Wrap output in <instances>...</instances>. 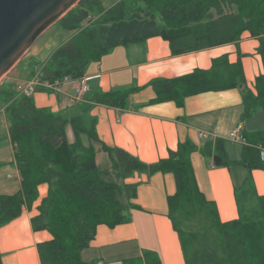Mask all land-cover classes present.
I'll return each instance as SVG.
<instances>
[{
    "label": "trees",
    "instance_id": "obj_1",
    "mask_svg": "<svg viewBox=\"0 0 264 264\" xmlns=\"http://www.w3.org/2000/svg\"><path fill=\"white\" fill-rule=\"evenodd\" d=\"M77 33L59 45L42 68L48 82L78 81L91 61L110 49L162 36L172 53L181 54L239 40L244 33L259 39L263 71L254 86L247 84L241 57L231 62L227 55L213 59L207 69L151 82L156 97L152 102L183 101L191 94L240 87L243 119L264 108V0H118L105 6L103 0H80L57 22ZM48 89L44 87H39ZM140 87L96 93V103L125 107L130 94ZM9 119V133L20 170L18 191L0 194V226L32 209L46 194L32 217L35 229L46 228L51 238L38 244L42 264H86L81 250L90 245L97 226L125 222L130 199L138 183L107 180L96 162L93 141H100L97 117L88 116L84 105L69 114L36 105L34 98L17 93L12 85L0 91ZM264 110V109H263ZM73 132L68 136L67 127ZM112 158V169L126 179L136 171L152 174L172 172L177 189L169 196V215L177 231L186 264H264V195L246 188L238 193L239 216L223 221L213 201L200 190L191 154L197 146L187 140L159 160L147 163L128 150L102 143ZM264 130L246 132L242 155L232 160L223 140L206 141L201 151L207 157L219 155L223 165L264 169ZM247 187L252 181H246ZM238 191V190H237ZM254 191V189H253ZM127 199V202L124 200ZM123 264H162L159 254L145 249L142 255L125 258ZM0 264H2L0 252Z\"/></svg>",
    "mask_w": 264,
    "mask_h": 264
},
{
    "label": "crops",
    "instance_id": "obj_2",
    "mask_svg": "<svg viewBox=\"0 0 264 264\" xmlns=\"http://www.w3.org/2000/svg\"><path fill=\"white\" fill-rule=\"evenodd\" d=\"M76 33L77 29L55 23L26 51L20 68L16 69L15 65L0 82L12 85L17 93H24L28 81L36 76L41 78L42 68L52 52ZM258 46L259 39L246 32L237 41L174 54L167 39L152 36L116 46L101 59L91 61L84 75L88 78L89 90L81 99H71L78 81L69 80L52 89L35 87L30 95L39 107L70 114L75 107L84 105L88 116L97 117L100 141H93L96 162L101 170L107 171L103 177L112 181L118 176L112 169L111 155L102 148V143L122 147L142 161L152 163L167 157L180 142H193L197 149L192 152L191 160L198 186L216 204L220 219L231 220L239 216L238 193L243 192L244 185V190L252 187L251 195L254 192L264 195V169L216 165L215 155L207 157L201 147L206 141L220 139L230 159L241 158L243 143L231 139L229 134L239 124L243 125L245 136L246 132L254 131L248 129L247 120L242 116L241 88L203 91L186 96L181 102H152L156 92L151 82L177 77L196 68H210L214 58L227 55L231 62L241 57L247 84L253 87L256 76L263 71ZM252 54L254 57L250 59ZM130 87L140 88L130 94L123 108L91 99L96 93ZM70 132L68 136L73 139L72 129ZM202 132H207L209 137H202ZM248 180L252 181L250 187H247ZM124 182L138 183L137 195L130 199L135 206L129 208L125 222L115 226L99 224L90 245L81 250L82 259L86 264H123V259L151 249L159 254L162 264H186L179 235L169 215L168 198L177 189L175 175L136 171L123 179ZM20 187L21 175L9 133V119L0 99V194L14 193ZM46 191L47 184H42L40 198ZM40 198L32 209L25 207L21 215L0 226L2 264H42L38 244L50 239L51 233L46 228L35 229L32 223Z\"/></svg>",
    "mask_w": 264,
    "mask_h": 264
},
{
    "label": "water",
    "instance_id": "obj_3",
    "mask_svg": "<svg viewBox=\"0 0 264 264\" xmlns=\"http://www.w3.org/2000/svg\"><path fill=\"white\" fill-rule=\"evenodd\" d=\"M80 0H0V79ZM216 165L222 157L214 156Z\"/></svg>",
    "mask_w": 264,
    "mask_h": 264
},
{
    "label": "built area",
    "instance_id": "obj_4",
    "mask_svg": "<svg viewBox=\"0 0 264 264\" xmlns=\"http://www.w3.org/2000/svg\"><path fill=\"white\" fill-rule=\"evenodd\" d=\"M59 83L60 82H58V81L55 83L44 81L40 77L36 76V77L32 78L30 81H28V83L25 86L24 93L27 95L32 94V92L35 90V87H44V88H48V89L49 88H51V89L56 88ZM88 90H89L88 78L82 77L81 79L78 80V83L75 87V92L73 95H71V99H73V100L81 99L88 92ZM242 130H243V125L242 124L237 125V127H235L230 132L229 137L233 140L245 143L246 142V136L242 132ZM201 135L204 138L209 137L207 132H202ZM260 154H261V157L264 158V148L260 149Z\"/></svg>",
    "mask_w": 264,
    "mask_h": 264
},
{
    "label": "rangeland",
    "instance_id": "obj_5",
    "mask_svg": "<svg viewBox=\"0 0 264 264\" xmlns=\"http://www.w3.org/2000/svg\"><path fill=\"white\" fill-rule=\"evenodd\" d=\"M103 3H104V5L105 6H109V5H111V4H113L114 3V0H103ZM75 6V5H74ZM73 6V7H74ZM259 54V53H258ZM253 57H254V55L252 54L251 56H250V59H253ZM23 58H24V56L17 62V64H16V69H19L20 68V66H21V62H22V60H23ZM34 67H36V66H38L37 64L36 65H33ZM34 67H32V68H34ZM5 86L6 85H3L2 84V81L0 82V91L2 90V89H4L5 88ZM0 99H1V97H0ZM2 100V99H1ZM264 105V104H263ZM264 108H263V106H262V108L261 107H259L258 108V110H257V112L252 116V117H250V118H248L247 119V127H248V129H254V131L255 130H257V129H259V128H261V129H263L264 130V110H263ZM67 131H68V133L70 134L71 132V129H70V127L68 126L67 127ZM244 144V143H243ZM104 177L107 179V180H109V177H107V176H105L104 175ZM115 180L116 181H118V182H120V183H123V179L122 178H120V177H115ZM124 200H126L125 198H124Z\"/></svg>",
    "mask_w": 264,
    "mask_h": 264
}]
</instances>
